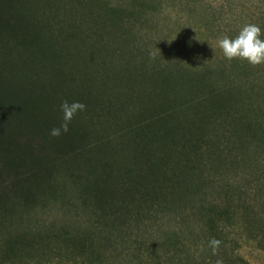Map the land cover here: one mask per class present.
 Returning a JSON list of instances; mask_svg holds the SVG:
<instances>
[{
	"label": "trees",
	"instance_id": "1",
	"mask_svg": "<svg viewBox=\"0 0 264 264\" xmlns=\"http://www.w3.org/2000/svg\"><path fill=\"white\" fill-rule=\"evenodd\" d=\"M200 34L108 0H0V264L264 255V64ZM63 101L86 107L52 137Z\"/></svg>",
	"mask_w": 264,
	"mask_h": 264
},
{
	"label": "rangeland",
	"instance_id": "2",
	"mask_svg": "<svg viewBox=\"0 0 264 264\" xmlns=\"http://www.w3.org/2000/svg\"><path fill=\"white\" fill-rule=\"evenodd\" d=\"M108 1L114 6L121 4L133 14L144 13L148 20L150 17L157 22L160 20L164 33L171 30L201 33L213 48L218 47V39L235 36L247 24H255L264 30V0ZM261 37L264 40V33ZM240 253L250 264H264V255L254 244L244 243Z\"/></svg>",
	"mask_w": 264,
	"mask_h": 264
},
{
	"label": "clouds",
	"instance_id": "3",
	"mask_svg": "<svg viewBox=\"0 0 264 264\" xmlns=\"http://www.w3.org/2000/svg\"><path fill=\"white\" fill-rule=\"evenodd\" d=\"M261 29L255 24H247L242 27L235 38H228L227 36L218 39V47L222 50L224 57L231 61L233 59H240L247 61L253 67L264 64V40L261 38ZM85 105L81 102L75 101L69 103L63 101L60 105L63 113V123L59 128H53L50 131L52 137L61 135V131L67 132L68 125L77 114L85 110ZM221 241L212 238L209 241V246L215 255L220 247ZM215 264H223L222 259L216 260Z\"/></svg>",
	"mask_w": 264,
	"mask_h": 264
}]
</instances>
